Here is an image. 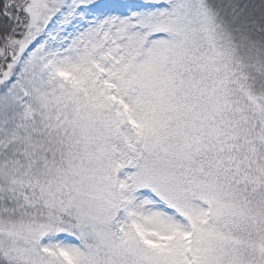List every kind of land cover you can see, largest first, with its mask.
Listing matches in <instances>:
<instances>
[{
    "label": "snow or ice",
    "instance_id": "snow-or-ice-1",
    "mask_svg": "<svg viewBox=\"0 0 264 264\" xmlns=\"http://www.w3.org/2000/svg\"><path fill=\"white\" fill-rule=\"evenodd\" d=\"M0 264H264V0H0Z\"/></svg>",
    "mask_w": 264,
    "mask_h": 264
}]
</instances>
